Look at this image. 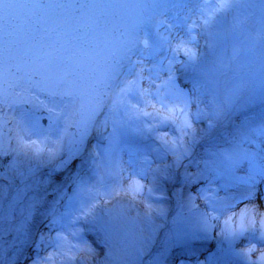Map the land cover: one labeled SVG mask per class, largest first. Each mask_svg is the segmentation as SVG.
Instances as JSON below:
<instances>
[{
  "label": "bare ground",
  "instance_id": "bare-ground-1",
  "mask_svg": "<svg viewBox=\"0 0 264 264\" xmlns=\"http://www.w3.org/2000/svg\"><path fill=\"white\" fill-rule=\"evenodd\" d=\"M217 2L158 0L139 25L131 53V63L143 68L144 87L151 89L157 107L186 108L192 128L183 154L178 157L160 140L162 135L179 136L174 123L126 119L123 113L114 130L93 131L86 144L70 145L76 131L71 125L79 116L76 108H69L65 141L55 156L22 158L35 185L28 193L32 210L22 240L13 246L15 234L4 233L10 264H37L49 254L53 257L49 264H207L222 256L243 264L245 250L260 243L258 232L232 233L224 221L245 205L264 212V89L234 105L226 114L229 118L217 117L215 88L207 74L218 55L239 37L236 24L245 22L249 31L264 28V0H231L207 19L206 11L216 8ZM180 43L193 54L178 53ZM130 100L143 106L138 95ZM15 115L29 128L38 123L33 139L41 130L53 140L62 135V123L48 131L43 109L39 114L19 109L14 113L0 106L6 135L8 130L16 134ZM69 156L71 163L61 166ZM12 159H0V198L5 205L21 187L20 179L8 170ZM130 164L136 165L131 172ZM129 177L144 185L140 194L127 193ZM190 180L199 185L193 187ZM92 204L94 217L77 220L81 208ZM166 204L168 211L160 207ZM18 219L19 210L13 222ZM70 228L79 229L78 239L94 251L60 254L56 237ZM193 244L213 249L182 262L181 250ZM107 251L111 255L106 256Z\"/></svg>",
  "mask_w": 264,
  "mask_h": 264
},
{
  "label": "snow or ice",
  "instance_id": "snow-or-ice-1",
  "mask_svg": "<svg viewBox=\"0 0 264 264\" xmlns=\"http://www.w3.org/2000/svg\"><path fill=\"white\" fill-rule=\"evenodd\" d=\"M147 13L146 0H0V106L9 107L14 113L19 109L21 112L34 111L39 114V110L43 109L48 114V131L59 123L63 124L59 139H51L44 130L33 139L38 123L29 128L23 119L15 115L16 134L12 136L13 130H8L5 135L6 119L0 120V159L13 157L8 170L21 181V187L6 205L0 198V264H10L11 261L7 257L9 249L4 247V233L15 234L13 246L21 241L24 224L32 210L28 193L33 190L35 179L22 158L38 157L44 153L55 156L65 141L69 108H76L79 116L71 125L76 131L70 145L86 144L93 131L106 132L110 127L114 130L122 123L123 113L126 119L148 118L174 123L179 136L169 139L167 135H162L160 140L178 157L183 154L184 143L192 128L186 108L157 107L158 103L151 98V89L144 87L143 68L131 63V53L137 43L136 33ZM22 16L28 21L23 30L20 25ZM101 22L105 26L103 48L95 45L90 52L80 49L83 55L99 58L90 83H77L82 79L77 72L61 71L60 63L45 59L41 54L44 48L42 41L50 38L52 32L61 36L64 34L62 29L71 27L75 40L89 39L92 42ZM144 44L147 46L146 41ZM176 51L186 56L193 54L182 43L177 44ZM22 52L34 55L31 64L23 67L18 63ZM22 85L26 87L17 91ZM33 91L40 95H30ZM137 95L143 98V106L131 102L130 97ZM107 99L111 100L110 104H106ZM70 163L71 156L60 162L61 166ZM129 179L127 193L133 196L140 194L144 185L139 179ZM94 209L95 204L82 207L76 219L91 217ZM18 210L20 219L14 223ZM5 223L9 225L7 229ZM224 225L228 231L236 234H245L250 230L258 232L260 243H252L254 246L245 250L243 261L244 264H264V212L258 211L255 206L245 205L238 213L229 216ZM78 237L79 229L76 228L68 229L67 234L57 235L56 250L69 256L81 251H94ZM108 255L111 253L107 252ZM52 258L49 254L37 264H49Z\"/></svg>",
  "mask_w": 264,
  "mask_h": 264
},
{
  "label": "clouds",
  "instance_id": "clouds-1",
  "mask_svg": "<svg viewBox=\"0 0 264 264\" xmlns=\"http://www.w3.org/2000/svg\"><path fill=\"white\" fill-rule=\"evenodd\" d=\"M230 4L231 0H218L216 8L206 11L205 16L210 20ZM234 32L239 37L218 55L207 74L215 88L213 111L217 117L226 115L238 102L264 89V28L249 31L246 23L240 22ZM95 211L96 208L94 215Z\"/></svg>",
  "mask_w": 264,
  "mask_h": 264
},
{
  "label": "rangeland",
  "instance_id": "rangeland-1",
  "mask_svg": "<svg viewBox=\"0 0 264 264\" xmlns=\"http://www.w3.org/2000/svg\"><path fill=\"white\" fill-rule=\"evenodd\" d=\"M184 86H187V87H190V85H184ZM226 118H229V116L228 115H225V119ZM218 122V121H217ZM212 123H215L214 121L212 122ZM147 138H152L151 137V134H146L145 135ZM164 150V149H163ZM165 151V150H164ZM180 159H182V158H180ZM133 166H135L136 167V165H132V164H130V165H128V167H127V170L129 171V172H131V168L133 167ZM224 170V169H223ZM191 181V180H190ZM197 180H194V181H191V183L193 184V187L194 186H196L197 184L199 185V182H196ZM160 207H162V208H164L165 210H169V208H168V205L166 204V205H161ZM212 249L213 248H208V250H206V248L205 247H203V245L202 244H193V245H191V246H189V247H186L185 249H183V250H181V261L182 262H184V263H186V262H189V261H191L192 259H193V257H195L196 256V254L197 253H199L200 255L201 254H203V253H205V252H209V251H212ZM27 250V253L28 252H30V250H28V249H26ZM177 253V252H176ZM178 254V253H177ZM26 255V254H25ZM29 255H30V253H29ZM177 255L175 254V257H176ZM199 256V255H198ZM232 257H229V256H222V257H220L219 259H217L216 261H209L207 264H232ZM21 261H25V257H23V260L21 259ZM172 262V261H171ZM171 264V263H170ZM244 264V263H243Z\"/></svg>",
  "mask_w": 264,
  "mask_h": 264
}]
</instances>
